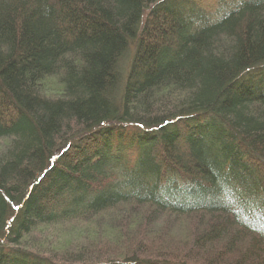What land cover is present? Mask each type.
I'll return each instance as SVG.
<instances>
[{
    "label": "trees",
    "instance_id": "16d2710c",
    "mask_svg": "<svg viewBox=\"0 0 264 264\" xmlns=\"http://www.w3.org/2000/svg\"><path fill=\"white\" fill-rule=\"evenodd\" d=\"M0 264H264V0H0Z\"/></svg>",
    "mask_w": 264,
    "mask_h": 264
},
{
    "label": "rangeland",
    "instance_id": "374dc122",
    "mask_svg": "<svg viewBox=\"0 0 264 264\" xmlns=\"http://www.w3.org/2000/svg\"><path fill=\"white\" fill-rule=\"evenodd\" d=\"M196 1H198V2H200L203 6H206L207 8H209L210 10H215L218 6H220L221 5V3H223L224 1H238V0H196ZM154 230V231H153ZM142 231V230H141ZM141 231H139L138 233H140ZM149 232H151V233H149V234H146L145 233V231L143 230V232L145 233V235H147L150 239H151V237H153V236H155V235H153V234H156V236H155V240H157L158 239V235H160V234H163V235H161V236H163V238H167L168 240H169V238L170 237H167V234H164V232H163V230L160 228V226H157V227H153V229H152V231H150V229L148 230ZM137 233V234H138ZM167 233H168V231H167ZM170 236V235H169ZM139 239H141V237H137L136 236V238H135V240H136V242L139 240ZM135 242V243H136ZM127 244H131V243H127ZM175 248H177V249H180V247L179 246H176ZM129 249H132L131 251H134V252H137L138 250H140V248H138L137 247V249H135L134 247H130Z\"/></svg>",
    "mask_w": 264,
    "mask_h": 264
}]
</instances>
